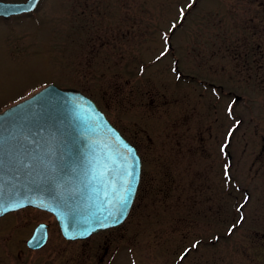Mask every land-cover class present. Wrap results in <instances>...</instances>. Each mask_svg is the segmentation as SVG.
<instances>
[{
  "label": "rangeland",
  "instance_id": "obj_1",
  "mask_svg": "<svg viewBox=\"0 0 264 264\" xmlns=\"http://www.w3.org/2000/svg\"><path fill=\"white\" fill-rule=\"evenodd\" d=\"M51 83L152 151L192 142L193 186L177 192L188 206L165 220L152 195L118 228L136 254L116 264H264V235L248 234L264 232V0H42L0 22V112Z\"/></svg>",
  "mask_w": 264,
  "mask_h": 264
},
{
  "label": "water",
  "instance_id": "obj_2",
  "mask_svg": "<svg viewBox=\"0 0 264 264\" xmlns=\"http://www.w3.org/2000/svg\"><path fill=\"white\" fill-rule=\"evenodd\" d=\"M39 1H3L0 17L30 13ZM133 166L120 215L123 168ZM140 177L137 148L75 88L51 83L0 112V216L35 207L52 213L65 237L86 238L127 219Z\"/></svg>",
  "mask_w": 264,
  "mask_h": 264
},
{
  "label": "flooded vegetation",
  "instance_id": "obj_3",
  "mask_svg": "<svg viewBox=\"0 0 264 264\" xmlns=\"http://www.w3.org/2000/svg\"><path fill=\"white\" fill-rule=\"evenodd\" d=\"M25 1L27 0L7 2ZM41 1L32 12L7 19L0 17V22L28 18L37 12ZM125 96L128 101L131 100L129 92H126ZM153 99L154 101L149 99V102L151 100L152 103H156L155 99L159 98ZM141 103L145 102L141 100ZM144 140L137 138L130 141L137 148L141 158V177L135 200L125 222L131 216L139 219L145 216L148 207L146 204L152 195L158 197L155 212L158 211L164 219L168 217L172 220L177 216L179 205L188 206L183 200L189 202L191 199L186 195L178 204L177 192L178 189L184 192L187 187L193 186L191 181L193 157L190 156L193 150L192 142L175 141L167 149L165 141H161L158 151H152V146ZM221 153L225 168V145ZM229 164L231 165V160ZM246 196L250 197L249 194ZM239 202L237 197L235 205L241 219L245 217V212L243 204ZM186 212L192 214L191 211ZM120 226L100 230L86 238L69 239L63 234L56 217L48 211L26 207L10 212L0 216V264H116L120 258L129 259L131 254H136V250L131 246L130 231L119 230ZM135 232L139 236L143 234L140 233L141 230ZM161 232L166 234L168 230L165 228ZM248 234L263 236L264 232L257 230Z\"/></svg>",
  "mask_w": 264,
  "mask_h": 264
},
{
  "label": "snow or ice",
  "instance_id": "obj_4",
  "mask_svg": "<svg viewBox=\"0 0 264 264\" xmlns=\"http://www.w3.org/2000/svg\"><path fill=\"white\" fill-rule=\"evenodd\" d=\"M2 2H3V0H0V4H2ZM192 2L195 3L196 0H192ZM30 6L31 5H29V7ZM189 7H191V5H189ZM164 54L165 53H162V55H164ZM228 110L230 113L233 111L231 104L229 105ZM237 123H239V122L237 121ZM229 135H231V132L229 133ZM123 175L125 177H127L128 179L123 181V183L125 184V189H124L125 195L121 197L122 205H121L120 215H123V208L127 206L128 199L132 195V193L134 192L133 181L136 179L135 166H133L132 168H123ZM225 175H226V177L228 176L227 167H226ZM249 199H250V197L245 196V202H247ZM244 219H246V217H241V220L238 221L237 223H242ZM115 222H119L118 218L116 219ZM236 227H237V225H235V224L232 226V229L229 230L230 234H231V231L233 229H235ZM198 246H199V242H195V243H193L192 248H197ZM190 252H191V249H186L185 252L180 256V260L183 261L186 258V256L188 254H190Z\"/></svg>",
  "mask_w": 264,
  "mask_h": 264
},
{
  "label": "bare ground",
  "instance_id": "obj_5",
  "mask_svg": "<svg viewBox=\"0 0 264 264\" xmlns=\"http://www.w3.org/2000/svg\"><path fill=\"white\" fill-rule=\"evenodd\" d=\"M41 89H42V88H41ZM38 91H39V90H38ZM36 92H37V91H36ZM36 92H35V93H36ZM33 94H34V93H33ZM33 94H32V95H33ZM29 97H30V96H29ZM27 98H28V97H27ZM106 116H107V115H106Z\"/></svg>",
  "mask_w": 264,
  "mask_h": 264
}]
</instances>
